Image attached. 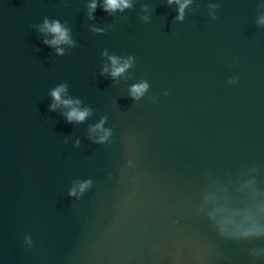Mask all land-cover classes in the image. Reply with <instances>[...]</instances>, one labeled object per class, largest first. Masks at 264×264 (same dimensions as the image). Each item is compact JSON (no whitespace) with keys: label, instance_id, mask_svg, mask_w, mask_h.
Returning <instances> with one entry per match:
<instances>
[{"label":"water","instance_id":"1","mask_svg":"<svg viewBox=\"0 0 264 264\" xmlns=\"http://www.w3.org/2000/svg\"><path fill=\"white\" fill-rule=\"evenodd\" d=\"M95 2L0 0V264H264V0Z\"/></svg>","mask_w":264,"mask_h":264},{"label":"clouds","instance_id":"2","mask_svg":"<svg viewBox=\"0 0 264 264\" xmlns=\"http://www.w3.org/2000/svg\"><path fill=\"white\" fill-rule=\"evenodd\" d=\"M179 2V0H178ZM187 0H185V3ZM104 8L105 10H114L117 8H123L129 6V0H104ZM96 7V2L95 0H92V3L90 5V8L94 9ZM184 4H180L181 10L183 9ZM261 22H264V17L261 18ZM45 27L50 30L51 32L56 34V38L51 41L53 44H58L60 42H70L69 37L67 34V30L62 28V26L59 24V22H54L52 24H48L47 21H45ZM59 51V50H58ZM118 63L117 59L115 57L112 58V64H113V70H112V75H117L118 73L122 72L125 67H127V63H125L122 66H116ZM146 87V85H140L138 88H135L134 91L140 92L142 89ZM65 88L63 85L57 87L52 91V96L60 102V95L62 92H64ZM62 103L68 105L71 104L72 101L70 100H64ZM54 107V105H53ZM87 110H78L73 108L68 114V119H76V120H83L85 116L87 115Z\"/></svg>","mask_w":264,"mask_h":264}]
</instances>
